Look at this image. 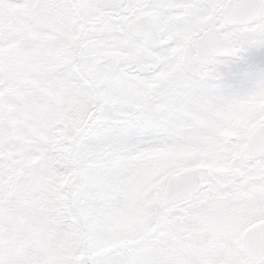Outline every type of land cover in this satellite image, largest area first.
<instances>
[{"label": "snow or ice", "instance_id": "1", "mask_svg": "<svg viewBox=\"0 0 264 264\" xmlns=\"http://www.w3.org/2000/svg\"><path fill=\"white\" fill-rule=\"evenodd\" d=\"M0 264H264V0H0Z\"/></svg>", "mask_w": 264, "mask_h": 264}]
</instances>
